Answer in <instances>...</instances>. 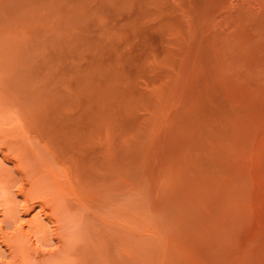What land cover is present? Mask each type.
Masks as SVG:
<instances>
[{"label":"rangeland","instance_id":"rangeland-1","mask_svg":"<svg viewBox=\"0 0 264 264\" xmlns=\"http://www.w3.org/2000/svg\"><path fill=\"white\" fill-rule=\"evenodd\" d=\"M0 264H264V0H0Z\"/></svg>","mask_w":264,"mask_h":264}]
</instances>
